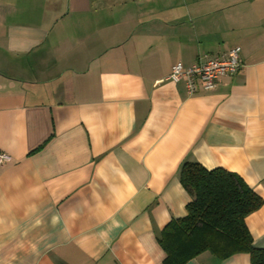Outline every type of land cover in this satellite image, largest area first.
<instances>
[{
    "label": "crops",
    "instance_id": "1",
    "mask_svg": "<svg viewBox=\"0 0 264 264\" xmlns=\"http://www.w3.org/2000/svg\"><path fill=\"white\" fill-rule=\"evenodd\" d=\"M235 46L211 90L168 79ZM0 152V264H163L186 161L262 199L264 248V0H0Z\"/></svg>",
    "mask_w": 264,
    "mask_h": 264
},
{
    "label": "trees",
    "instance_id": "2",
    "mask_svg": "<svg viewBox=\"0 0 264 264\" xmlns=\"http://www.w3.org/2000/svg\"><path fill=\"white\" fill-rule=\"evenodd\" d=\"M179 179L191 200L186 214L167 223L158 238L163 264H186L205 251L220 260L248 253L250 264H264V248L252 245L245 224L262 203L251 187L236 173L198 162H184Z\"/></svg>",
    "mask_w": 264,
    "mask_h": 264
},
{
    "label": "built area",
    "instance_id": "3",
    "mask_svg": "<svg viewBox=\"0 0 264 264\" xmlns=\"http://www.w3.org/2000/svg\"><path fill=\"white\" fill-rule=\"evenodd\" d=\"M240 51V47L235 46L225 55L206 56L188 67L177 61L171 66L168 79L173 82L183 80L189 95L199 89L211 90L216 87L220 77L233 75L242 67ZM9 159L8 154L0 152V165Z\"/></svg>",
    "mask_w": 264,
    "mask_h": 264
}]
</instances>
